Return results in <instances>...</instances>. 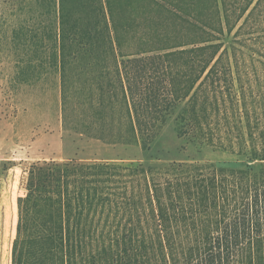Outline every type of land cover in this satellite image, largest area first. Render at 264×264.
I'll use <instances>...</instances> for the list:
<instances>
[{
  "label": "trees",
  "instance_id": "trees-1",
  "mask_svg": "<svg viewBox=\"0 0 264 264\" xmlns=\"http://www.w3.org/2000/svg\"><path fill=\"white\" fill-rule=\"evenodd\" d=\"M19 83L60 81L65 130L137 145L188 100L245 158L34 165L12 264H264V0H11Z\"/></svg>",
  "mask_w": 264,
  "mask_h": 264
},
{
  "label": "rangeland",
  "instance_id": "rangeland-1",
  "mask_svg": "<svg viewBox=\"0 0 264 264\" xmlns=\"http://www.w3.org/2000/svg\"><path fill=\"white\" fill-rule=\"evenodd\" d=\"M12 10L11 0H0V264H12L18 200L34 165H252L199 137L191 127L188 100L174 103L158 124L139 126L137 145L107 144L65 130L59 78L53 75L30 86L18 81Z\"/></svg>",
  "mask_w": 264,
  "mask_h": 264
}]
</instances>
